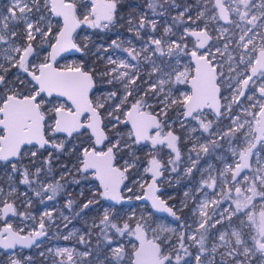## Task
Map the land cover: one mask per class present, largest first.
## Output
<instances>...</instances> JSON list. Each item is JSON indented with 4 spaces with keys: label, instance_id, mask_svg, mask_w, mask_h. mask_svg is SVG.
Wrapping results in <instances>:
<instances>
[{
    "label": "snow or ice",
    "instance_id": "6c2138e0",
    "mask_svg": "<svg viewBox=\"0 0 264 264\" xmlns=\"http://www.w3.org/2000/svg\"><path fill=\"white\" fill-rule=\"evenodd\" d=\"M119 3L10 0L0 13V162L41 203L55 200L65 187L60 181L73 175L76 184L91 185V198L75 215L99 206L98 219L76 241L84 250L57 248L61 258L50 264H264V0H214L210 19L224 22L217 35L196 23L204 12L187 23L184 9L177 38L172 26L156 35L157 22L147 13L119 16ZM147 6L156 13L164 3ZM121 21L136 39L142 33L148 39L139 47L119 32L107 47L93 43L92 34L79 40L78 29L110 31ZM75 53L78 58L61 63ZM197 132L193 140L189 133ZM186 138L191 147L184 160ZM222 141L236 159L217 176L208 165L205 177L201 153ZM62 154L71 158L72 171L65 164L60 180L50 179ZM198 172L182 202L185 208L193 202L196 219L189 223L162 198L160 186L185 177L191 184ZM15 192L10 185L7 195ZM136 201L150 202L151 211L137 214ZM66 206L72 210L73 201ZM157 212L175 227L158 224ZM11 217L20 223L14 226ZM45 218L53 223L45 211L38 226H29L35 216L3 198L0 188V250L7 264H35L20 250L41 247ZM189 247H196L194 258ZM39 255L47 259L45 251Z\"/></svg>",
    "mask_w": 264,
    "mask_h": 264
},
{
    "label": "rangeland",
    "instance_id": "374dc122",
    "mask_svg": "<svg viewBox=\"0 0 264 264\" xmlns=\"http://www.w3.org/2000/svg\"><path fill=\"white\" fill-rule=\"evenodd\" d=\"M164 1H171V0H164ZM84 2H87V0H84ZM9 3H10V0L0 1V13H6V10L9 6ZM148 3H149V1L145 4L146 6L143 9H140L138 3L133 4L132 7H133V10L136 14H143V13L148 14V13H150V18L155 19L157 22V28L159 26H161V27H164V29H165V27L172 26L170 23L171 18L174 17L176 19H180L179 13L184 9H188V10L190 9L189 13H188V11L185 12V15H186V13H188L193 19H196L197 15L200 12H204L205 15L203 17H201L199 20H197L196 23H198L201 27H203L204 24L207 23L209 29L212 30L213 35H217L218 33H217L216 29L218 27L224 25V22H222V21L217 22V21L210 19V16L212 15L211 9L213 7L214 0H212V2H209V0H194V4L190 5L188 8H185V6H184L185 2H183L182 4L174 3L170 7L164 6V8L162 10L157 9L156 13H153L148 9V6H147ZM229 3H231V0H229ZM169 11L171 14L170 20H167V19L163 20V17H162L163 14L168 13ZM123 15L125 16L126 14H123ZM128 16L129 15H126V17H128ZM186 19L188 20V17ZM177 22H179V20ZM123 23H124V26L126 29H125V32L120 31V37L119 38L121 40H123L125 42H127L128 40H131L133 42V44H135L137 47H139L145 40L148 39V38H145V40H143L142 43L137 44V42L135 41L134 38H132L130 36H126V33L130 34V32L128 31V25L125 22H123ZM89 30H93V29L83 28L81 30V32L79 33L80 38L84 39V36L86 34H92L91 39H92L93 43H95L97 45H104L105 47H107L108 44H105L103 36H101L100 39L98 40V39L94 38L95 35L93 34V32H91ZM182 30H183V27L177 28V29L172 27L173 33L176 34L173 38L179 37L180 32ZM157 32L155 34L160 35ZM97 33L100 34V30H97ZM142 36H143V34H142ZM116 38H117V36H115V39ZM124 46L127 47V43H125ZM95 51H96V49L94 48L93 52H95ZM78 57H79V55L70 56L68 61H61V63L71 62L72 59H76ZM222 92L224 95H229V93L226 89H222ZM222 103H223V101H222ZM246 105H247V102H245V106ZM233 110L236 111L237 113H240V109L236 108L235 106L233 107ZM209 118H211V117H209ZM228 124H229V121L227 119H224L223 125L227 126ZM175 127L177 130H179L181 132L178 124L175 125ZM189 136H191L192 139L194 140L197 136H199V132L189 133ZM201 139H203V138H201ZM221 143H222V147L216 148L214 151L210 152V154L206 155L204 153H201V160L199 161V167L202 170H204L205 177L208 174L207 173L208 165L212 166L211 175L217 176L219 171H222L228 164L234 163V161L236 159L232 155V151L229 147L228 142L222 141ZM185 145L186 146H183V150H182V156H183L184 160L187 159V151H188V148L191 147V141L188 140L187 138L185 139ZM233 146H235V145H233ZM193 155H195V153H193ZM259 155L262 158H264V151H261L259 153ZM138 156L140 157L141 160H143V158L146 159V151L138 153ZM62 157L67 159L69 156L68 155H64V156L60 155L59 159ZM164 158H165V160L168 159L167 156H165ZM24 163H25V165H27V163H28L27 158H25ZM65 164H67L69 170L72 171V163H70V161H66V162L62 161L58 164H53V170L49 175H51V176L53 174L55 175V173L57 172L56 178H54V177H52V178H54L55 180H60L61 176L64 175L62 166ZM182 168H183V165H181V169ZM200 176H201V173H199V172L196 173V176L192 180L191 184H189L188 179L186 177L180 179L178 182H176L174 180L172 185H168L166 182L164 185L160 186L161 191L164 193L162 198L167 199L169 202L175 197V195L177 193H180V194H182V197H183L182 202H183L185 199L184 192L189 191L192 187V184H195L200 179ZM52 178H50V179H52ZM78 178L79 177H77L76 179H78ZM60 182L62 184H65L67 186V188H63L61 190V192L57 195L55 200L48 201L45 199L44 203H41L40 197L35 196L34 191L32 189H30L27 185L20 184L19 174L17 173V174L13 175L11 173V165H8L7 167H5L4 163H0V188H3V198H5V199H13L14 198L15 203L17 204L20 211H27L31 215L35 216V218H36L35 221H33V220L26 221V223L29 226H34V225L38 226L39 220L45 211H51L53 213V223L51 225H49L47 218H45V226L48 230L49 236H48L47 240L44 242V245L41 246L40 248L32 249L28 252L21 251V253L24 255H31L33 257V260L35 261V264H50V261L53 259V257H55L56 260H59L61 257L55 255V251L57 248L68 247L70 249H73V248H75L74 246H79L80 244L76 243L79 235L84 234L91 227L93 220L98 219V210H99L98 205L96 206V210H92L91 208L85 209L84 213H82L81 216L77 217L75 215L76 212L80 211V207L82 206V204L91 198V185H88L82 181L78 186L74 182L73 175H67L65 177V180H61ZM10 185L12 187L16 188V192L13 193L12 197H9L7 195L9 192V186ZM34 187H35V185L33 186V188ZM64 189L67 191V195H65V196H64V193L62 192ZM86 189L89 190L90 193H89V197L84 199V194H85L84 191ZM208 191H211V190H208ZM70 194L73 195V198H71ZM29 198L31 199L32 203H31L30 207L26 208L24 206V204H22V202H27V200ZM69 199H71L73 201L72 210H69L66 206V201ZM182 202L177 206V208L185 209V207H183ZM102 203H104L105 205L108 204V202H102ZM191 203H192V205H191ZM172 204H174V202ZM188 204H189V207H187V208H189V209L187 211V215H182L180 212L178 213V215H181L182 219H187L189 221V223H191L192 220L196 219V217L193 216L192 211L190 210L193 206V202L191 200H189ZM135 205L138 206L135 208L137 214H140L141 212L146 214L147 211H151V207L147 203H142L140 201H136ZM127 210H128V206H125V211H127ZM61 213H63V216H67L69 218L70 222L65 221L63 219V217L61 216ZM153 218H159V219H157L158 224H167L169 227H175V225L171 223L172 219L167 218L166 216H163V215L159 216V215L155 214V216ZM1 221L2 220H0V225H1ZM73 221H79V222H81V224L83 226H78V225L72 226L71 224ZM10 222H12L13 225L15 226L16 224L20 223V220L17 217H11ZM65 223H67V227L64 226ZM225 226H227V222H225ZM217 227H219V225ZM27 230L28 229H26V231ZM69 233H73V235L70 237V239L65 240L63 237L69 235ZM60 240L66 241L68 244L62 246L59 243ZM211 242H212L211 240L208 241L209 246L211 245ZM91 243H92L93 249H95V247H96V234L95 233L93 234V236L91 238ZM47 249H51L52 252L50 254L47 253ZM41 251L46 252L47 259H45L44 257H41L39 255V253ZM82 251L83 250L76 251V252H82ZM188 251L190 253H192V258H194V255L196 253V247H189ZM1 255L3 257H1ZM8 258L9 257L7 255H5L4 252H0V264H7ZM75 258L77 260L81 259L80 257H75ZM89 259H93V258H89ZM101 259H103L102 256H101Z\"/></svg>",
    "mask_w": 264,
    "mask_h": 264
},
{
    "label": "flooded vegetation",
    "instance_id": "af4514ba",
    "mask_svg": "<svg viewBox=\"0 0 264 264\" xmlns=\"http://www.w3.org/2000/svg\"><path fill=\"white\" fill-rule=\"evenodd\" d=\"M136 3H138L137 1H134V3L133 4H136ZM122 4V0H120V3H119V6ZM138 5H139V7H140V9H143V8H145V6L146 5H144V6H141L139 3H138ZM123 6V5H122ZM165 6V5H164ZM166 7V6H165ZM150 12V11H149ZM118 13H119V16H122V17H125V18H127L126 17V15H129V14H132V13H135L134 12V10H133V7H131V8H126L125 9V7L123 6V7H121V9L118 7ZM122 14V15H121ZM123 14H126L125 16L123 15ZM148 15H149V17H150V13H148ZM163 20H170V11L168 12V13H164L163 14ZM180 20V19H179ZM124 21H121V23L120 24H117L116 25V27L115 28H113V29H111L110 31H100V35H99V38H97L98 40L100 39V37L101 36H103L104 37V42H105V44H109V43H111V39H115V36H116V33L117 32H119L120 33V31H123V32H125V26H124V23H123ZM83 29V28H82ZM82 29H79L78 30V33H80L81 32V30ZM164 30V27H161V26H159L158 28H157V33L158 34H163V31ZM143 34V33H142ZM126 36H130V37H132V38H134L135 39V41L137 42V44H140V43H142L143 42V40H145V38H148L147 37V35H144L143 34V36H142V39H136L135 38V35L133 34V33H126ZM79 39H80V36H79ZM178 131V133L180 132L179 130H177ZM182 150H183V146H182ZM62 156V155H61ZM143 160H145V158H143ZM62 161H65V158H60V159H58V160H54L53 161V164H58V163H60V162H62ZM54 175V174H53ZM56 175H57V172L55 173V175H54V178H56ZM77 178V177H76ZM74 183V182H73ZM76 184V183H75ZM65 185V184H64ZM68 185V184H67ZM78 186H79V184H77ZM64 188H67V186L65 185V187ZM63 193H64V196L65 195H67V191L64 189L63 191H62ZM85 192V194H84V199H86L87 197H89V190H85L84 191ZM70 196H71V198H73V195L72 194H70ZM83 200V199H82ZM182 200H183V197H182V194H180V193H177L176 195H175V197L171 200V201H169V204L170 205H174L176 208H177V206L182 202ZM174 202V204H172ZM17 205V204H16ZM191 205H192V203H191ZM18 207V206H17ZM188 209L189 208H185V209H182V212H180L182 215H187V211H188ZM166 217L167 218H170V219H172L171 217H169L168 215H166ZM4 225V220H2L1 221V225H0V227H2ZM72 226H74V225H78V226H83L82 224H81V222H79V221H73L72 222V224H71ZM83 229V228H82ZM48 236H49V234H48ZM48 236L46 237V238H44L43 240H42V243H41V246H43L44 245V242L47 240V238H48ZM57 242V241H56ZM59 243H60V245H66V244H68L66 241H62V240H60L59 241ZM75 248H73V249H75V251H81V250H84V245H79V246H74ZM33 249H36V248H33ZM30 250H32V249H30ZM30 250H24V249H22V250H20V251H26V252H28V251H30ZM55 258V257H54ZM56 259V258H55Z\"/></svg>",
    "mask_w": 264,
    "mask_h": 264
},
{
    "label": "trees",
    "instance_id": "16d2710c",
    "mask_svg": "<svg viewBox=\"0 0 264 264\" xmlns=\"http://www.w3.org/2000/svg\"><path fill=\"white\" fill-rule=\"evenodd\" d=\"M134 1H137L141 6H144L149 0H122V4L119 6V8L121 9V7H125V9L128 7V8H131L132 7V5H133V3H134ZM161 2H163L164 3V5L165 6H171L172 4H174V3H180V4H182L183 2H185V8H188L190 5H193L194 4V0H171V1H164V0H161ZM171 2V3H170ZM123 5V6H122ZM159 9V8H158ZM160 10V9H159ZM189 11H190V9L188 10V13H189ZM188 13H186V15L183 17V19H184V21L185 22H187V23H191L190 21H188L186 18L189 16V14ZM170 18H171V14H170ZM179 19H176V18H171V21H170V23H171V25H172V27H174L175 29H177V28H181V27H183L184 25L183 24H181V23H179V22H177ZM89 31H91V32H93V34L95 35L94 36V38H99V35L100 34H98L97 33V30H89ZM79 40H83L82 38H80ZM91 46V45H90ZM62 156H64L63 154H62ZM70 157H68L67 159H65V162L66 161H70ZM49 177L50 178H52V177H54V175H49ZM1 257H3L2 255H1Z\"/></svg>",
    "mask_w": 264,
    "mask_h": 264
},
{
    "label": "water",
    "instance_id": "95a60500",
    "mask_svg": "<svg viewBox=\"0 0 264 264\" xmlns=\"http://www.w3.org/2000/svg\"><path fill=\"white\" fill-rule=\"evenodd\" d=\"M0 1H2V0H0ZM223 22V21H222ZM79 30V29H78ZM74 55H80L79 53H75V54H73V55H71V56H74ZM258 147H259V145H258ZM0 163H4V162H0ZM109 203V202H108ZM147 204H149L150 205V202H147ZM125 206H128V205H125ZM156 215H159V216H166L167 214L166 213H159V212H157V213H155ZM44 238H41V240H43ZM24 250H30V249H24ZM0 252H4V250H0Z\"/></svg>",
    "mask_w": 264,
    "mask_h": 264
}]
</instances>
